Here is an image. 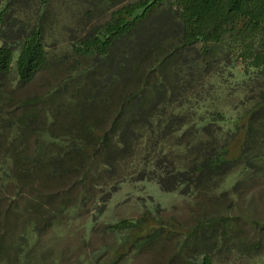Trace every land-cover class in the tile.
<instances>
[{"label":"trees","instance_id":"trees-1","mask_svg":"<svg viewBox=\"0 0 264 264\" xmlns=\"http://www.w3.org/2000/svg\"><path fill=\"white\" fill-rule=\"evenodd\" d=\"M58 2L68 24L53 0H0V132L83 125L91 137L62 150L57 169L70 176L85 170L87 158L99 165L92 176L77 175L80 203L96 197L89 187L115 190L136 170V178L215 190L238 169L242 146L261 142L264 0ZM61 40L69 51L50 53L47 47ZM85 68L89 76L82 80ZM43 74L55 83L17 96ZM68 198L41 193L26 210L59 213ZM151 224L107 225L106 231L126 234L102 258L116 264L140 248L156 229ZM201 264H211L210 257Z\"/></svg>","mask_w":264,"mask_h":264},{"label":"rangeland","instance_id":"rangeland-1","mask_svg":"<svg viewBox=\"0 0 264 264\" xmlns=\"http://www.w3.org/2000/svg\"><path fill=\"white\" fill-rule=\"evenodd\" d=\"M53 2L68 24L65 8ZM68 45L61 40L47 49L61 54L69 51ZM242 68L237 63L234 69L238 81L244 79ZM78 76L86 80L89 69ZM53 81L43 74L17 89V96L40 93ZM60 124L26 134L10 128L0 132V264H110L109 256L102 254L115 247L126 230L115 235L106 226L122 219L152 223L156 229L116 264H201L205 255L211 264H264L263 136L256 146H242L238 169L215 190H186L171 181L136 178L133 166L130 170L136 173L126 174L115 190L89 187L96 197L82 204L77 175L87 170L83 174L92 176L99 165L87 158L85 170L81 167L70 176L57 169L61 151L91 134L83 125ZM41 193L68 196L69 207L55 214L44 206L26 210L28 201Z\"/></svg>","mask_w":264,"mask_h":264},{"label":"crops","instance_id":"crops-1","mask_svg":"<svg viewBox=\"0 0 264 264\" xmlns=\"http://www.w3.org/2000/svg\"><path fill=\"white\" fill-rule=\"evenodd\" d=\"M247 136H248V135H247ZM246 145H247V144H246ZM263 166H264V165H263ZM255 167L257 168V166H254V169H255ZM254 169H253V170H254ZM254 171H255V170H254Z\"/></svg>","mask_w":264,"mask_h":264}]
</instances>
